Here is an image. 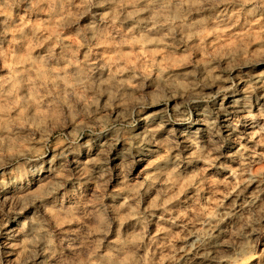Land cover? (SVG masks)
Instances as JSON below:
<instances>
[{
	"label": "clouds",
	"instance_id": "clouds-1",
	"mask_svg": "<svg viewBox=\"0 0 264 264\" xmlns=\"http://www.w3.org/2000/svg\"><path fill=\"white\" fill-rule=\"evenodd\" d=\"M22 3L29 13L48 12L30 32L9 26ZM88 14L91 22L83 27L78 21ZM0 16L7 17L0 59L9 63L0 76V213L5 203L17 213L0 219V231L18 253L10 260L0 248V264H264V124L247 135L239 131L242 120L258 119L251 97L264 73L245 79V69L264 62V0H0ZM53 22L45 36L39 25ZM9 34L15 44L30 42L29 52L9 59ZM45 40L50 47L33 56ZM240 84L247 95L242 108L225 112L231 121L226 136L218 116L223 105L215 104ZM141 120L148 135L136 132ZM178 123L193 129L178 133ZM202 124L210 128L207 139L196 127ZM66 127L71 134H64ZM164 128L170 134L160 141L154 133ZM101 133L106 151L121 144L165 148L153 161L162 167L119 197L120 210L105 202L103 189L83 208L73 199L79 181L68 164L75 156L68 154L93 150L92 137ZM231 139L239 143L230 157H239V167L224 162ZM196 161L204 168L185 167ZM96 162L85 165L84 174L106 185L109 173L92 168ZM217 166L225 178L206 175ZM49 173L51 182L28 187ZM157 183L165 187L142 210L141 193ZM189 188L195 189L192 204L186 198L171 207ZM130 219L135 225L125 232Z\"/></svg>",
	"mask_w": 264,
	"mask_h": 264
},
{
	"label": "rangeland",
	"instance_id": "rangeland-1",
	"mask_svg": "<svg viewBox=\"0 0 264 264\" xmlns=\"http://www.w3.org/2000/svg\"><path fill=\"white\" fill-rule=\"evenodd\" d=\"M29 5L27 3H22L20 6L14 8L13 10V16L12 20L9 21V26L12 28H16L17 26L23 27L25 32L32 31L33 23L37 22L38 20H46L48 18V12H38V11H32L27 12ZM95 11V10H94ZM90 15H85L82 17L78 23L83 26L87 27L90 21ZM7 19V17L0 16V31H3L5 25L2 23ZM58 20V18H57ZM27 25V27H24ZM55 26V22L51 24H40L39 27L44 30V35H49V30L53 29ZM75 25H73V28H69L65 30V35H68L71 31H73ZM127 27V25L125 26ZM235 31V30H234ZM17 39H20L19 34H17ZM230 42V41H229ZM29 43L28 41H22L20 44H15L12 42V35L9 34L5 38V49H6V55L8 53H11V56L9 59L14 57L17 54L24 55L29 52ZM52 44L51 40H45L42 47H36L35 50L32 52L33 56H39L41 54H44L46 50L50 47ZM256 47L255 45L253 46ZM59 51V49H57ZM98 52L103 53V49H98ZM183 51V50H181ZM83 53H81V56ZM110 55V54H108ZM197 58H200L198 55ZM9 71V63L8 61L4 59H0V76L7 75ZM264 73V62H257L254 63L252 66L245 69V79L247 77L253 76L256 77L257 74ZM245 85L240 84L237 88H235L232 92H229L226 94L227 98L224 99L223 97L220 98L218 103L215 104V107L220 109V106L223 105V110L218 111L219 116V123L221 125V130L224 135H229V129L228 125L231 123V121L228 118V115L225 114V112H233L235 110H238V105L240 108L243 107L244 98L247 95V93L244 91ZM256 91L252 94V112L253 115L258 117L257 120H242L240 124V133H243L245 135L252 132L255 127H258L261 124H264V119L260 118V114L264 112V79H259V82L256 83ZM150 111H159L158 108L150 109ZM117 111L113 110L112 116L113 119L116 118ZM158 119V118H157ZM174 127L177 129L178 133H182L184 131H192L193 126L192 125H186V124H175ZM196 127H199L201 129L200 135L207 139L208 133L210 131V128L207 124L198 125ZM59 129H56L53 131L52 136L54 143L55 136L59 135ZM73 131L72 128L66 127L64 129V134L69 135ZM136 132L148 135L149 134V128H148V122L141 120L139 124L136 125ZM169 131L167 128L161 129L159 132H155L154 135L156 138L160 141H165L169 135ZM235 135V134H233ZM39 139V136L37 137ZM89 137H85V139H88ZM92 139L95 140V144L93 146V150L89 149H81L78 153L72 154L69 153L68 155H74L75 158L68 161L69 169H75L74 178L78 179V192L76 196L73 198L74 200L79 201V206L83 208L86 205H90L93 201L95 196L98 194L99 191L102 189L105 191V202L109 203L115 210H120L124 208V201L121 200L119 197L127 194H130L131 190L133 189L134 185L143 182L151 173L156 172L158 169L162 167L163 161L159 164H153V161L159 157L163 156L165 153V148L162 143H153L151 145L145 146L147 150L141 151L133 144L124 145L121 144L119 146H116L114 148H110L106 151V143L107 136L104 133H101L100 136L92 137ZM248 141L246 140L245 143ZM128 149H130V154L128 152ZM224 151V162H227L231 164L233 167H239V157H236L235 159H230V157L239 151V143L235 139H231ZM259 151L264 152V148L259 149ZM55 149L49 150V164L48 168H54L56 165L52 163L51 156L54 155ZM248 155V154H246ZM90 161H97L96 163L92 164V168H99L101 171H104L107 169L110 178L108 179V182L106 185H102L100 183H97L95 180H89L88 177L84 174L85 173V165H89ZM185 167H188L190 169H193L195 171H199L204 168V164L200 161L193 162L190 165H186ZM191 173H189L190 175ZM206 175L208 177H214V178H225L227 176V173L221 169L219 166L217 168H210ZM54 179V174L49 173L48 178L44 179L43 177H35L32 179L31 184L28 185L29 188H31L32 185H36L38 188L43 186L46 183L51 182V180ZM72 181H69L71 183ZM15 187V186H14ZM147 187V186H146ZM165 185L163 183H157L150 191L142 192L141 193V209H146L151 203L152 200L155 198V196L158 194V192L163 189ZM255 189V185H253L252 189L249 190L251 192ZM195 189L189 188L187 192L184 193L180 197L179 201L174 202L171 207H177L178 205H181V203L188 198V204H192L191 196L194 194ZM208 195H211V192L207 193ZM245 195H248L246 193ZM243 200V197H241V201ZM0 202H2V198H0ZM71 203V201L69 202ZM239 203V202H238ZM4 212L0 213V219H4L5 216L11 217L16 216L17 213L15 212H9V208L11 207L10 203H5L3 205ZM184 207H187L185 205ZM127 211H131V209H127ZM22 215H27V213H23ZM160 213L157 212L156 217L154 218V222L152 225H150L149 231L152 234H155L157 223L159 219ZM135 225L134 220H128L127 223L123 225V230L125 232H131L132 227ZM15 226V224L13 225ZM112 239H115L113 236ZM157 240L160 241V243H163V240L161 237H157ZM155 247V246H154ZM264 247V245H262ZM0 248L6 249L11 255L9 257L10 260H14L17 253V250L10 247V237L6 234L5 231H0ZM159 255V253H158ZM252 264H256V261H253Z\"/></svg>",
	"mask_w": 264,
	"mask_h": 264
}]
</instances>
